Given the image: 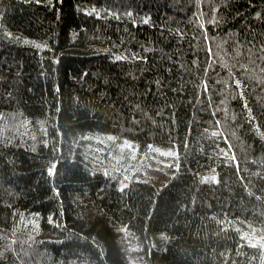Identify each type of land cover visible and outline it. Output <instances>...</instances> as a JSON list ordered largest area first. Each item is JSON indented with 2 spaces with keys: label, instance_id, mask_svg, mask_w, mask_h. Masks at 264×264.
<instances>
[{
  "label": "trees",
  "instance_id": "16d2710c",
  "mask_svg": "<svg viewBox=\"0 0 264 264\" xmlns=\"http://www.w3.org/2000/svg\"><path fill=\"white\" fill-rule=\"evenodd\" d=\"M0 264H264V0H0Z\"/></svg>",
  "mask_w": 264,
  "mask_h": 264
},
{
  "label": "rangeland",
  "instance_id": "374dc122",
  "mask_svg": "<svg viewBox=\"0 0 264 264\" xmlns=\"http://www.w3.org/2000/svg\"><path fill=\"white\" fill-rule=\"evenodd\" d=\"M160 151H161V150H160ZM162 154H165V153H162ZM170 154H171V153H170ZM173 154H174V153H173ZM168 156H170V155H168ZM166 163H167V165H170V163H168V162H166ZM161 165H162V164H161V163H158V162L155 163L154 165H150V164H149V166H148L149 169H150L149 171L151 172V170H153V169H161ZM162 166H163V165H162ZM166 173H168V172H166Z\"/></svg>",
  "mask_w": 264,
  "mask_h": 264
},
{
  "label": "snow or ice",
  "instance_id": "6c2138e0",
  "mask_svg": "<svg viewBox=\"0 0 264 264\" xmlns=\"http://www.w3.org/2000/svg\"><path fill=\"white\" fill-rule=\"evenodd\" d=\"M39 2V0H38ZM61 2H63V0H61ZM145 23H147V20L144 21ZM135 24V21L133 22ZM40 47H43V45H40ZM120 57H117V59H119Z\"/></svg>",
  "mask_w": 264,
  "mask_h": 264
}]
</instances>
